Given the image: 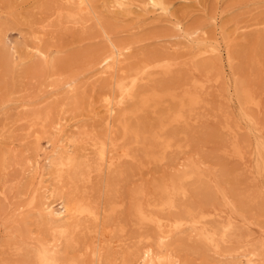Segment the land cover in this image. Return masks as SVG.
<instances>
[{"label": "rangeland", "instance_id": "rangeland-1", "mask_svg": "<svg viewBox=\"0 0 264 264\" xmlns=\"http://www.w3.org/2000/svg\"><path fill=\"white\" fill-rule=\"evenodd\" d=\"M92 2L95 12L102 16L101 25L95 16L86 14L82 16L83 22L62 20L59 23L58 10L66 7L61 0H0V164L1 160L5 162V168L0 167V264H27L28 249L31 250L36 241L57 238L62 256L75 264H98L90 251L96 247L102 248L101 264H138L142 253L151 251L161 264H240L238 261H244L241 255L247 251L259 253L257 245L264 241V170L257 157V144L259 140L264 142V0H171V13L184 29L194 31V37L211 39L215 33L216 40L211 41L218 42L223 49L221 37L231 36L230 50L233 49L234 58L230 69L225 59L220 63L215 55L192 57L196 48L189 47L177 36L172 22L159 21L152 14L140 16L139 11L133 16H115L106 9L105 0ZM215 14L217 27L211 25ZM135 15L140 17L136 19ZM104 28L111 41L130 46L125 53L127 59L124 55L118 66L122 73L118 70L114 75H125L128 68L144 61L168 60L173 64L171 72L164 75L158 70L150 71L149 79L140 84V93L162 94L169 90L176 93L175 100L164 96L161 101L150 102L145 107H140L139 100L125 104L118 111L122 116L110 129L104 122V96L102 100L101 96L110 95L112 88L108 84L109 77H100L95 64L99 52L109 44ZM41 48L47 53L39 54ZM51 58L56 60L58 71L44 80V68ZM208 64V70L200 69ZM192 79L204 83L202 89H197L201 101L192 111L184 109V120L167 124V116L177 108L182 91ZM234 80L239 87L251 90L258 101V105L247 108L253 120L260 121L258 124L253 125L238 115L240 106L232 88ZM25 103L27 106L22 108ZM30 108L51 110L47 133L39 139L34 138L40 133L38 129L39 133L28 137L27 124L22 119ZM57 120L84 131L82 135L76 133L77 129L68 133L73 141L67 151L77 153L92 169L96 164L95 156L86 154L84 149L85 142L93 137L111 135L110 139L116 144L113 152L116 157L130 151V159H120L114 169L103 174L92 172L88 180L81 177L77 180L78 195L88 201L92 199L90 202L101 209L103 217L96 225L85 221L86 227L83 222L78 230L69 234L70 240H61L58 235L49 233L47 222L41 223L36 209L28 206L30 198L40 188L39 177L33 176L29 162L36 161L40 166L45 162V153L50 149L45 142L49 138L51 143L54 141L50 125ZM160 122L166 123L162 130L158 129ZM226 122L228 127H225ZM120 123L128 125L132 131L138 130V138L123 137ZM108 130L110 133H106ZM154 132L159 135L158 140L153 138ZM166 139L172 146L163 151L161 143ZM74 141L77 147L73 150ZM233 144L239 147L240 155L232 152ZM253 148L254 154L257 152L255 156ZM160 155L163 158L156 160ZM11 157L13 165L9 164ZM189 162L195 163L199 175L178 181L180 174L188 171ZM174 178L176 184L184 188V193L176 195L173 209L160 213L178 217L187 211H203V222L208 228L231 218L235 230L222 245V253L202 245L188 227L172 239L174 243L163 241L153 227L142 224L133 215L134 203L152 202L158 197L161 185ZM71 189L67 184L58 192L59 197L64 198ZM111 207H115L114 211H110ZM129 251L133 253L128 254Z\"/></svg>", "mask_w": 264, "mask_h": 264}, {"label": "bare ground", "instance_id": "bare-ground-1", "mask_svg": "<svg viewBox=\"0 0 264 264\" xmlns=\"http://www.w3.org/2000/svg\"><path fill=\"white\" fill-rule=\"evenodd\" d=\"M61 1H63V3L65 4L66 7L65 8L62 7V9L59 8V10H58L57 15L59 18L58 19L59 23H61L62 20L76 21V22L82 21L83 22L82 16L84 14H86V15L95 16V18H96L95 20L98 21V23L100 25L102 24V22H101L102 16L100 17L101 14H97L95 12L93 2H92L93 0H61ZM105 6H106V9L108 10V12H110L111 14H114L115 16H117V15L124 16V17L133 16L134 13L139 11L138 14L140 13V16H144V15L150 16L149 14H152V15H155V17L158 18L159 21L164 20V21L172 22V26L175 29L177 36H179L181 39H184L189 44V47L196 48L195 52L193 51L194 53H193L192 57L197 58V57H201L204 55H212V56L215 55L218 58L217 61H219L220 63L222 60L225 59L228 67L233 62V60H232V58H234V57H232L233 52L231 53V51L233 49L230 50L231 49V42H230L231 36H228L225 34L223 37H221V40H224V42L223 41L222 42L225 45V48H223V49H221V46L219 44H217L218 42L216 43V42L211 41V39L216 40L215 38H213L215 36V33L212 34L213 37L211 36V39H208L207 37L202 38V39L194 37L193 36L194 31L191 28H188L191 30L184 29L182 27L181 21H178L177 17H175V15H173L171 13V8H172L171 0H105ZM140 16L135 15L134 17L136 19H138ZM209 16H211V15H209ZM217 18H218V16L216 14L211 17V20H212L211 25H213L214 27H217ZM0 29H1V26H0ZM220 29H219V31H221ZM214 31H215V29H214ZM41 33L42 32L40 31V34ZM103 33L106 36V39L108 40L109 44L106 45L107 47L105 48V50H102L99 52V54L96 57L95 64L98 67L97 68L98 69V75L100 77L108 76L109 77L108 84L111 85V88H112L110 95H107L103 91L105 94H103L101 96V100H102V97L104 96L103 104L101 103L103 109L102 108L101 109L104 110V114H105L104 122H105V125L107 128L110 129L111 127H114L113 124H115L116 121H119L120 117L122 116L118 113V111H120V109L124 108V105L129 103V102H133L134 100H139L140 107H145L150 102H156L157 103L158 101H161V99L164 96L169 97L171 100L176 99V93L173 90H169V91L162 93V94L158 93V92H153L151 94H144L142 91L140 93V84H141V82L149 79L150 71H152L154 69V70H158L159 72L166 75L169 72H171V70H172L173 64L171 62H169L167 60V61H159V62H155V63H149V62L144 63L145 62L144 61V62H142V64L138 63V66L136 65L134 67L132 66L131 68H128L125 75H114L119 70V67H120L119 64L121 63L124 55H125L124 58L127 59L126 54L130 50V46L129 45H123L124 43L121 45V43H116V42H114V40L111 41L110 34H109V32H107L105 30V28H104ZM37 39H39V37ZM206 39H208V40H206ZM34 49H36V48H34ZM41 50H42V48H41ZM41 50H38L39 54H43L44 52L47 53L45 50H42V51ZM222 53H225V56ZM209 64H208V66L205 65V66L201 67L200 69L208 70ZM57 67H58V64H57L56 60L51 58L48 61V64H46V67L44 68L45 71L43 72V75H42L44 80L47 78H50L52 75H55V73H57L56 70L58 71ZM229 69H230V67H229ZM199 71H201V70H199ZM231 71H232V69H231ZM220 74L223 75L224 73L222 74V72H221ZM233 78H234V75H233ZM235 80H234V84H233L232 88H233L234 96H236V98L239 102V106H240V107H238V110L240 108V114H238V115H240L242 118H244V120L245 119H247V121L249 120L253 125L258 124L260 121H257V120L254 121L252 115L249 114L247 111L248 106H250L252 104L258 105V103H257L258 101L256 102V99L254 98L251 90L244 88V87H239L237 84V81H235ZM109 85L108 86L105 85V86L109 87ZM52 86H53V84H52ZM186 86H187V88L185 87L184 91H182V97H181V99L177 105V108H175V110L167 116V124L178 123V122L184 120V118H185L184 113H183L184 109L187 107V108H189L190 111H192V109L197 104H199V102L201 101L200 96L197 94V89H202L204 87V83L201 81L199 82L198 80L192 79V82L187 83ZM108 94H109V91H108ZM21 106H23L22 108H24L27 106V104L25 103V104H22ZM50 118H51V110L50 109H46V110L41 111V110H36V109L30 108V110H28L25 113L24 117H22L23 121L27 124L26 129L28 131V137L32 138L33 135L36 132H38L37 129L40 130L39 131L40 133L38 132L39 134H35L34 138L39 139L42 137V135L44 136L45 133H47L46 128L50 123L49 122ZM238 118H240V117H238ZM165 125H166V123L160 122L158 125V129L162 130ZM228 126H229V124H228V122H226L225 127H228ZM248 126H249V123H248ZM256 126H258V125H256ZM50 127L53 128L52 132H53V135L55 137L53 138L54 141L52 143L50 141V138L47 139L45 142L46 145L50 147V149L48 151H46V153H45V158H44L45 162L41 166L38 165V162L34 161L35 159L33 160L34 162H31V163L29 162V167L31 169L30 171L31 172L33 171V173H34L33 176L35 175V176L39 177V181H40L39 182V185H40L39 189L40 190L42 189L41 190L42 192L39 193V189H36V192H34V194L32 193L33 195L30 198V201L28 200L29 201L28 206L36 209V213H38L41 223H42V221L47 222L46 223L48 225L47 230L49 231V233L51 232V234L55 235V236L58 235L61 240L62 239L63 240H70L68 238L69 234L73 233L76 229L78 230V228L81 227V224L83 222L85 223V221L86 222L92 221L96 225L102 220V217H103V214H101V209L99 208L100 209L99 210L97 208V206H95L92 202H90V200H92V199H90L88 201L82 195H78L79 190H77V187H76V184L78 183L77 180H80V177L82 180H88L91 177L92 172L99 174V173H102L104 171H110V170L114 169L115 167H117V165H119L118 163L121 161L120 159H123V158L130 159L129 158L130 157V151H129V153L128 152H125L124 154L121 153L122 155L116 157L117 154L115 156L113 154V152L116 150V144L114 141H112L110 139V138H112L111 135H103V136L100 135V137H96V138L93 137V138H91L90 142L89 141L85 142L86 147L84 149L86 151V154L87 153H93L95 156V163L96 164H95V167H93V169H92L91 165L88 162H86V160L83 161L81 159L82 160L81 161L79 159V155L77 153H69L67 151V149L69 148L68 144H70V142L73 141V139L69 136L68 133L72 132L73 129L78 130V127L74 126V125H70L67 122H61V121L53 123L52 125H50ZM250 127H251V125H250ZM261 127H258V128L261 129ZM120 128H121L123 137L132 135V136H134L135 139L138 138V134H139V133H137L138 130L137 131L133 130L134 131L133 132L128 125L121 124V123H120ZM254 131H255V129H254ZM257 132H261V130L260 131L257 130ZM32 133H34V134H32ZM76 133L78 135H80L82 133V131L78 130ZM83 133H84V131H83ZM106 133H110L109 130ZM77 134H74V136ZM259 135H262V134H259ZM50 136H51V134H50ZM255 137H256V135H255ZM153 138L155 140H158L159 135L156 132H154ZM124 139H126V138H124ZM75 140H78V139H75ZM80 140H81V138H80ZM32 142L34 143L35 140ZM73 144H74V147L72 144L71 145H72V149L74 150V148L77 146H75V141ZM161 144H162V150L163 151L169 149L172 146L169 139H166ZM37 146L38 145H36V147ZM81 146H83V145H81ZM128 147H130V146H128ZM232 148H233L232 152L234 154L240 155V149L236 144H233ZM76 149H78V148H76ZM76 149L74 152H76ZM254 149L255 148H253L252 152H253V155L255 156L257 152L254 154V151H255ZM257 149H258L257 157L260 158L258 161H260V164L262 165V168L264 170V142L263 141L259 140V142L257 144ZM23 153L24 152H22V154ZM78 153L80 154L79 151H78ZM22 156H25V155L23 154ZM161 156L162 155H160V157H155L156 160H161L163 158ZM257 157H255L256 160H257ZM2 158L3 157H1V159ZM131 158H133V157H131ZM11 160H12V157L9 160L10 162L7 161V163L9 162V164H10ZM1 161L3 163H5L3 160H1ZM254 162H255V159H254ZM3 163L0 164V167L5 168ZM256 166H257V163H256ZM197 169H198V167L195 165V163L189 162L188 163V171L187 170L183 171L180 174L178 181L184 180V179L191 177L193 175H197L199 173L197 171ZM258 169H261V167H259ZM30 171L27 170V172H30ZM254 171H256V170H254ZM256 172H258V170ZM260 175H263V174L261 173ZM200 176H202V175H200ZM203 176H205V175H203ZM34 179H35V177H34ZM263 179H264V177H263ZM67 184H69L70 189H71V187H72V189L68 191V193L66 194L65 197L63 196L64 198H62L61 195L59 197L58 192L61 191L62 188L66 187ZM263 185L264 184H262V186ZM37 186H38V184H37ZM28 189H30V188H28ZM90 190H91V188H90ZM180 193H184V188H182L178 184H176V178H174L169 183H165V184L161 185V187L159 188L158 194H157L158 197L156 199H154L152 202H144L143 203L142 201H144V200H141V202L139 201L137 203H134L133 204L134 206L132 208L133 215L142 224H145L147 226H151V228L153 227L158 238H160L161 240L164 239L163 241H165V240L171 241L180 232H182L186 227H188L194 232V236L198 238V240L200 241V243H202V245H205L206 247L215 250L216 253H222L223 251L221 250V247L227 241V239L231 235H233V231L235 230V226H234L235 223L233 224V222L231 221V218H230L223 224H220V225L212 227V228H208V227H206L205 223L203 222V219L205 218L203 211L199 212L198 210L197 211L196 210L187 211L185 215H183V216L178 215V217H176V216L170 217L167 215L166 216L162 215V213H160L162 210L173 209L175 207L176 195H178V194L180 195ZM58 200H60V201H58ZM114 208L115 207H111L110 211H114ZM156 208H158V211ZM180 212H182V210ZM24 216L26 217V215H24ZM207 216H209V215H207ZM12 221H14V220H12ZM103 221H105V220H103ZM85 226L88 227L86 225V223H85ZM82 229H83V227H82ZM124 234H126V233H124ZM99 235H101V234H99ZM97 237H98V235H97ZM190 237H192V236H190ZM155 238H156V236H155ZM36 240H38V239H36ZM58 240L59 239L57 238V240H55V241H53V240H51V241H49V240H38V241H36L37 243H34L33 247L31 246L32 247L31 250L28 249L29 250V260H28L29 263H27V264H75L76 262H72L71 260L62 256V254L60 252L61 250L59 249L60 243L58 242ZM172 241H173L172 243H174V240H172ZM167 242H169V241H167ZM157 243H159V241H157ZM235 243H237V242H235ZM166 244L168 246V243H166ZM18 245H20V244H18ZM67 245H69V244H67ZM152 245H154V244H152ZM255 245H257V244H255ZM138 246H140V245H138ZM143 246H144V244H143ZM241 246H243V245H241ZM155 247H156V245H155ZM140 248H141V246H140ZM143 248H142V250H143ZM157 248L158 247H156V249ZM170 248H171V246H170ZM257 249H258L259 253L258 252L256 253V250H255V252L254 251H247V253L241 255L244 258V261H242V262L238 261V263H240V264H264V241H261L257 245ZM140 250L141 249H139L138 251L140 252ZM90 251H92L91 254L93 255V260L97 261L98 264H101L102 260H103L102 259V256H103L102 248L96 247V249L90 250ZM230 251H229V254L231 252H234V251H231V252ZM151 252L142 253L143 254L142 259H141V261L138 259L140 261V262L138 261V264H161V263H159L160 262L159 260H158L159 262L155 260L153 252L152 253ZM131 253H133V252H131ZM131 253L129 251L128 254H131ZM135 258H137V257L135 256ZM228 258H229V256H228ZM157 259H158V257H157ZM161 259H162V257H161ZM25 262H26V260H25ZM87 264H89V263H87ZM107 264H112V263L107 262ZM132 264H133V262H132Z\"/></svg>", "mask_w": 264, "mask_h": 264}]
</instances>
